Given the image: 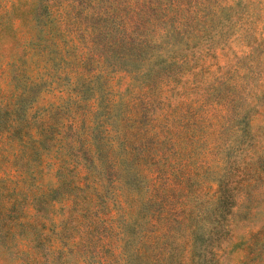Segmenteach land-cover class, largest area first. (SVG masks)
<instances>
[{"label": "rangeland", "instance_id": "374dc122", "mask_svg": "<svg viewBox=\"0 0 264 264\" xmlns=\"http://www.w3.org/2000/svg\"><path fill=\"white\" fill-rule=\"evenodd\" d=\"M264 264V0H0V264Z\"/></svg>", "mask_w": 264, "mask_h": 264}, {"label": "trees", "instance_id": "16d2710c", "mask_svg": "<svg viewBox=\"0 0 264 264\" xmlns=\"http://www.w3.org/2000/svg\"><path fill=\"white\" fill-rule=\"evenodd\" d=\"M199 264H207V263H205V262L202 261V262H199Z\"/></svg>", "mask_w": 264, "mask_h": 264}]
</instances>
